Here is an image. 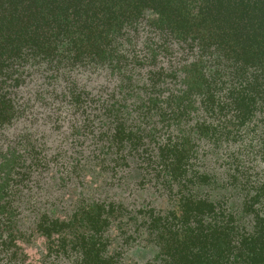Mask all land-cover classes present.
Masks as SVG:
<instances>
[{"label":"trees","instance_id":"trees-1","mask_svg":"<svg viewBox=\"0 0 264 264\" xmlns=\"http://www.w3.org/2000/svg\"><path fill=\"white\" fill-rule=\"evenodd\" d=\"M0 264H264V0H0Z\"/></svg>","mask_w":264,"mask_h":264},{"label":"rangeland","instance_id":"rangeland-1","mask_svg":"<svg viewBox=\"0 0 264 264\" xmlns=\"http://www.w3.org/2000/svg\"><path fill=\"white\" fill-rule=\"evenodd\" d=\"M147 35H148V33L145 31L144 37L141 38V39H142V40H143V39L145 40V39L147 38V37H146ZM149 36H150V35H149ZM149 39H150V37H149Z\"/></svg>","mask_w":264,"mask_h":264}]
</instances>
